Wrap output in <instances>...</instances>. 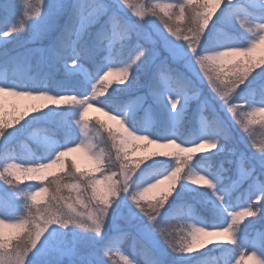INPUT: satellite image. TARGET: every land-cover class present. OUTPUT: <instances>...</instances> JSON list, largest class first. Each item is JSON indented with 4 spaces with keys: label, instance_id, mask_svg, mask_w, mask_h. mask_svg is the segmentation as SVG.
<instances>
[{
    "label": "snow or ice",
    "instance_id": "1",
    "mask_svg": "<svg viewBox=\"0 0 264 264\" xmlns=\"http://www.w3.org/2000/svg\"><path fill=\"white\" fill-rule=\"evenodd\" d=\"M86 7L0 0V69L20 70L0 76V146L55 124L43 158L0 161V264H185L209 245L264 264V141L251 135L264 127V0ZM25 31L48 43L15 51ZM34 57L45 81L25 74ZM151 165L164 167L143 176ZM174 218L179 240L161 226Z\"/></svg>",
    "mask_w": 264,
    "mask_h": 264
},
{
    "label": "rangeland",
    "instance_id": "2",
    "mask_svg": "<svg viewBox=\"0 0 264 264\" xmlns=\"http://www.w3.org/2000/svg\"><path fill=\"white\" fill-rule=\"evenodd\" d=\"M177 1H180V0H177ZM143 3H144V0H143ZM149 18L151 20H153L156 24L160 25L161 28L163 27V23H162V21L160 20V18L158 16H151V14L149 13ZM172 23L173 24H177L175 19H173ZM229 30L230 31H235L237 36H239V34H240V29H238V28L229 29ZM28 36H29V33H27V35H26V37L24 39H21L20 41L16 42L14 45H11L10 47H12L15 50H19L20 52H23V51H25L26 49H29V48L35 49V48H39V47L45 45V44H40L41 41L28 42ZM218 36H219V34L216 33L215 29L210 25L209 31L205 34L203 43L210 44L213 41H215L218 38ZM40 68L42 70H44L45 74H50L52 72V70L47 68V67L40 66ZM33 69L35 71L36 69H38V66H35ZM7 72L8 71L5 70V69H0V76H3V75H7L8 76ZM53 74L56 76V78H60V76H61L60 73H53ZM43 76L44 75L41 74L38 79L42 81V77ZM113 79H115V77H113ZM89 90H90V85H89ZM241 91H246L244 85H241ZM245 98H247V97L245 96ZM234 102H236V101H234ZM59 111H60L61 115H67L68 112H71V111H74V110L61 109ZM89 115L92 116V117H99L101 120L107 121V118L103 115V113L97 112L94 109H90L89 110ZM49 119L50 120H54V119H56V117L55 116L49 117ZM109 123H111V122H109ZM78 131L79 130L77 128V132ZM89 132H90V134H92L94 136L96 135V133L92 129H89ZM25 134H28V133H25ZM25 134L18 135V137L21 138ZM251 135L258 142L264 141V127H261L259 125L252 126ZM181 138L189 139L190 137H188L185 133H181ZM47 139H48V132L37 131L36 129H34V130H32V132L30 134L25 136L24 140H22L21 144H18V146H20V148L23 151V153L34 155L35 156L34 158H43L44 157L43 155H45V153H44V145H45V142H46ZM98 139L99 138L97 137V140L94 141V143H97V150L105 149V147H106L105 143L98 142ZM5 147L6 146H0V161H5L8 158H13L12 161H10V162L19 163V162H21V160H24V159H20V157H23V155L21 153H19L17 149H13V146H11L10 154L9 153H2L3 148H5ZM222 158L223 157H221V159ZM149 164H150V162H149ZM193 166H195V165H193ZM201 166L204 167L206 165L202 162ZM142 168L144 170L146 167L142 166ZM116 170L117 169H115V168L113 169V171H116ZM137 179H139V177H137ZM185 195H187V194H185ZM205 214L204 213L200 214L204 223L211 224V223H215L216 222L215 220L209 219V217L206 216ZM178 220H180V219L176 220L174 218V219H171L170 221H167V222H165L164 224L161 225L162 227L168 228L171 231L172 235L175 236V238L177 240L179 238H181L182 236H184L182 232H186L184 230L183 226H179V227L173 228L174 225L176 223H178L177 222ZM208 221H209V223H208ZM262 226H264V225H262ZM257 227H259V226H257ZM221 246H223V245H209L208 248L202 250L199 253H194L193 256L197 255V254H200V253H202L203 251H205L207 249L218 248V247H221ZM211 262H215V261H211ZM37 264H39V259L37 260ZM211 264H216V263H211ZM219 264H221V263H219ZM244 264H254V262L252 260H250V259L245 258Z\"/></svg>",
    "mask_w": 264,
    "mask_h": 264
},
{
    "label": "trees",
    "instance_id": "3",
    "mask_svg": "<svg viewBox=\"0 0 264 264\" xmlns=\"http://www.w3.org/2000/svg\"><path fill=\"white\" fill-rule=\"evenodd\" d=\"M90 2V0H82V3L85 5V8H84V13L85 15L87 14L88 12V8L86 7L87 4ZM156 2H164V3H172V4H178V3H181L183 2V0L181 1H177V0H144V4L145 6H149L151 4H154ZM179 27H181V29H184L185 25L183 24V22H180L179 23ZM27 31H25L23 33V35L21 36L20 40L21 39H24L27 35ZM48 41L47 40H43L40 42V44H47ZM15 50V49H14ZM15 51H19V50H15ZM35 66H38L37 65V58H33L32 60V70H29L28 72H26L25 74L26 75H29V76H32L34 78H39V76L41 74H43V79L44 78H47V76L49 74H45L44 73V70H42L40 68V66H38V69H36L34 71V67ZM8 72V76H14L18 71V69H13V68H7L6 69ZM39 80V79H38ZM44 121H41L42 124H39V125H34L31 129H29V132L31 133L32 130L36 129L38 131H44V132H47L45 131L46 129H49V128H55V124L51 121L47 122V123H43ZM29 132H27L28 134H30ZM28 134H25L24 136H22L21 138L17 136V139L13 141L12 144L6 146L5 148H3V151L2 153H9L10 154V150H11V146H13V149H17L19 153H21L23 155V157H20V159H27V158H30L31 156H33V158L35 157L34 155H31V154H27V153H23V151L21 150L20 146H18V144H21V141L24 140L25 136L28 135ZM164 165H151L150 167H146L144 170H143V173L142 175L143 176H147L148 174L156 171L157 169H161L163 168ZM205 214V213H204ZM206 216H208L207 214H205ZM176 220L179 219V218H175ZM178 223H176L174 225L173 228H176V227H179V226H183L185 221L180 219L177 221ZM209 222V221H208ZM257 226L261 227L262 225L258 224ZM183 235H187L186 232H182ZM180 239V238H179ZM178 239V240H179ZM127 247V246H125ZM229 246L227 245H223L221 247H218V248H210V249H207L205 251H203L202 253L200 254H197V255H194L192 257V260L190 261H187L185 262V264H211V263H216V264H228V261L232 258L230 255H225L224 253V249L227 248ZM173 257H175V254H172ZM138 258H141L140 256H138ZM211 261H215V262H211ZM111 264V263H110Z\"/></svg>",
    "mask_w": 264,
    "mask_h": 264
},
{
    "label": "clouds",
    "instance_id": "4",
    "mask_svg": "<svg viewBox=\"0 0 264 264\" xmlns=\"http://www.w3.org/2000/svg\"><path fill=\"white\" fill-rule=\"evenodd\" d=\"M262 115H264V114H262Z\"/></svg>",
    "mask_w": 264,
    "mask_h": 264
}]
</instances>
